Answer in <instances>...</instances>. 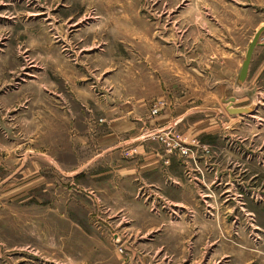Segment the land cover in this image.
<instances>
[{"label":"rangeland","instance_id":"374dc122","mask_svg":"<svg viewBox=\"0 0 264 264\" xmlns=\"http://www.w3.org/2000/svg\"><path fill=\"white\" fill-rule=\"evenodd\" d=\"M235 4L229 0H0V85L5 88L0 95L17 88V114L12 104L0 106V264H213L220 260L210 258L211 234L196 242L194 235L181 232L179 237L186 236L176 248L137 227L131 216L112 215L97 198L110 189L94 177L100 167L63 169L76 165L77 156L68 152L61 118H47L39 111L54 106L69 110L77 122L88 120V111L79 113L73 102L86 99V108L92 109L88 94L68 91L65 84L72 86L80 78L86 88L99 80L108 88L110 76L126 57L141 59L163 51L175 33L192 29L180 19L200 20L193 27L196 38L220 35L228 26L235 29L225 19L235 17ZM252 32L247 31V36L254 37ZM92 91L87 90L91 97ZM240 98L238 106L257 110L253 115L260 117L245 121L246 194L250 196L256 181L254 193L260 188L264 197V90H246ZM215 103V114L227 113L225 104L219 99ZM218 124L227 131L233 128L228 119H219ZM214 140L213 145L220 144ZM192 188L199 196L207 190ZM117 189L116 197H132L136 192L146 197L135 185L119 184ZM158 196L145 202L153 214L170 209ZM245 202L246 214L264 209L251 200ZM182 216L171 214L172 220Z\"/></svg>","mask_w":264,"mask_h":264},{"label":"crops","instance_id":"0c3cea01","mask_svg":"<svg viewBox=\"0 0 264 264\" xmlns=\"http://www.w3.org/2000/svg\"><path fill=\"white\" fill-rule=\"evenodd\" d=\"M229 1L236 3L233 7L237 9L233 10L234 18L225 19L234 23L235 29L227 25L226 32L221 29L220 35L204 34L196 38L193 27L200 20L180 19V23L185 22L192 29L175 33L172 42L166 41L172 44L163 51L142 55L141 59L126 57L122 67L110 76L113 81L108 88L100 80L86 88L80 78L72 86L65 84L68 91L72 89L86 97L88 94L92 109L86 108V97L84 101L73 100L79 113L88 111V120L77 122L79 119L71 117L69 110L54 106L39 113L47 118H61L68 152L77 156L76 165H64L63 169L100 167L101 172L94 177L102 181L101 186L109 185L110 189L102 190L103 197L97 198L112 215L131 216L137 227L158 234L159 242L167 240L176 248L186 236L179 237L181 232L191 233L196 242L202 241L203 234H211L210 258L220 259L213 264H223L224 260V264H264V209L244 213L246 200L264 208L261 189L254 193L256 181L248 197L245 187L248 184L245 121L260 117L215 114L213 110L215 99L223 103L230 98L235 99L234 108H247L238 106L245 91L264 90V34L253 53L245 82L238 81L253 39L247 36V31L255 35L264 27V0ZM190 9L191 4L185 8ZM87 90H93V97ZM11 104L17 114V88L0 95L2 108ZM253 105L256 110L257 104ZM154 107L159 111L156 115L152 114ZM227 107L225 104L226 111ZM219 119H228L233 128L227 131L218 124ZM163 131H172L180 139L191 141L193 145H187L190 156L170 152L162 143L148 139L149 135ZM214 139L220 144L213 145ZM199 141L201 145L196 144ZM256 178L257 175L253 176ZM119 184L138 186L137 191L143 189L146 197H138L137 192L132 197H116ZM193 186L207 190L199 196ZM153 195L163 197L170 209L153 214L145 203L154 202L157 197ZM177 212L183 216L172 220L171 214ZM210 214L212 219L206 216Z\"/></svg>","mask_w":264,"mask_h":264},{"label":"water","instance_id":"95a60500","mask_svg":"<svg viewBox=\"0 0 264 264\" xmlns=\"http://www.w3.org/2000/svg\"><path fill=\"white\" fill-rule=\"evenodd\" d=\"M263 34H264V27L260 28L256 32V34L254 35V37H253V39H252V41H251V43L247 49L245 60L243 62L242 69L240 71V75H239V79H238L240 84H243L247 78L249 66L251 63V59L253 57V53L255 51V48L259 44V41H260ZM223 103L228 105L227 112L231 115H253V113H254L253 109H251V108H234L233 107V105L235 103L234 98L225 99V100H223Z\"/></svg>","mask_w":264,"mask_h":264},{"label":"built area","instance_id":"2783aa9c","mask_svg":"<svg viewBox=\"0 0 264 264\" xmlns=\"http://www.w3.org/2000/svg\"><path fill=\"white\" fill-rule=\"evenodd\" d=\"M153 115L158 114V110L152 112ZM149 140L162 143L170 152L178 151L182 156H190L191 150L176 136L172 131H163L161 133H153L148 136Z\"/></svg>","mask_w":264,"mask_h":264},{"label":"bare ground","instance_id":"6f19581e","mask_svg":"<svg viewBox=\"0 0 264 264\" xmlns=\"http://www.w3.org/2000/svg\"><path fill=\"white\" fill-rule=\"evenodd\" d=\"M29 62V61H28Z\"/></svg>","mask_w":264,"mask_h":264}]
</instances>
